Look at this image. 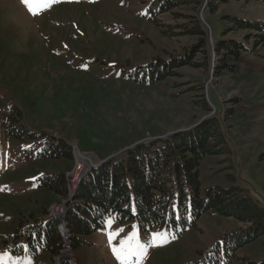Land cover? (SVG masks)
Masks as SVG:
<instances>
[{
	"label": "rangeland",
	"instance_id": "rangeland-1",
	"mask_svg": "<svg viewBox=\"0 0 264 264\" xmlns=\"http://www.w3.org/2000/svg\"><path fill=\"white\" fill-rule=\"evenodd\" d=\"M161 2L33 0V15L22 0H0V235L12 233L21 212L41 215L51 207L64 218L66 198L47 187L49 177L64 173L76 188L87 161L126 157L138 142L213 116L221 119L226 152L203 159V191L237 185L264 207V43L256 42L257 30H236L238 23L228 17L264 21V1L191 0L167 11ZM198 23L203 35L185 32L184 25ZM231 39L247 49L236 60L217 50L219 41ZM201 40L207 53H197L200 65L178 67L177 76L151 82L148 75L142 79L147 67L136 70ZM20 123L32 135L17 136L25 133ZM52 136L70 145V157L41 158ZM54 206L63 208L53 212ZM111 220L75 249L67 226L60 227L61 253L72 255L74 264H120L112 248L126 241L134 248L138 240L150 245L147 254L127 264H189L226 233L247 227L213 211L179 237L166 228L141 232L135 221L128 227ZM156 233L161 235L154 238ZM13 251L0 239V264H37L29 253ZM243 255L264 261V235L241 247ZM38 264L68 263L45 254Z\"/></svg>",
	"mask_w": 264,
	"mask_h": 264
},
{
	"label": "trees",
	"instance_id": "trees-1",
	"mask_svg": "<svg viewBox=\"0 0 264 264\" xmlns=\"http://www.w3.org/2000/svg\"><path fill=\"white\" fill-rule=\"evenodd\" d=\"M161 3L162 10L167 11L192 2L162 0ZM210 4L213 7V1ZM228 17L238 23L234 24L236 30H257L256 42L264 43L263 20L254 21L241 15ZM183 27L192 36L205 33L201 23ZM202 42L187 48L181 55L154 58L147 64H140L136 70L147 67L142 79L148 75L151 82L177 76L175 70L178 67L200 65L195 62L197 53H207L206 45L200 44ZM242 49L247 50L236 39L221 40L217 47L220 53L235 60L240 58ZM226 66L221 65V69ZM202 102L209 110L206 100ZM20 125L25 133L17 136L32 135L23 123ZM222 127L218 116L209 117L189 129L138 142L126 150V157H113L93 168L82 179L67 207V229L74 249L85 243L84 236L103 228L109 218L128 227L135 221L141 232L166 228L179 237L188 228L197 226L202 215L213 211L245 222L247 227L226 233L207 250L198 251L200 255L189 264H235L237 258H244L246 264H264V261H254L246 255L239 256L241 247L264 235V207L237 185L218 186L205 192L202 189L200 166L203 159L226 152L227 137ZM43 151L41 158H62L70 157L72 148L63 139L52 136L46 140ZM45 184L66 200L70 187L73 188L64 173H59L56 179L49 177ZM48 212V209L41 215L21 212L12 233L0 235L2 244L11 245L13 252H24L25 246L34 259L45 254L51 258L61 256L65 242L59 221ZM21 240L25 244H21Z\"/></svg>",
	"mask_w": 264,
	"mask_h": 264
},
{
	"label": "snow or ice",
	"instance_id": "snow-or-ice-1",
	"mask_svg": "<svg viewBox=\"0 0 264 264\" xmlns=\"http://www.w3.org/2000/svg\"><path fill=\"white\" fill-rule=\"evenodd\" d=\"M22 2L28 7L29 11L32 12L33 15L37 14L35 9L32 7V2L33 0H22ZM112 223L111 218H109L108 221H106V224L110 226V224ZM161 234L160 233H156L154 234V238L155 237H159ZM115 233L114 232H110L109 233V239L114 238ZM132 238H136V234H133ZM150 245L141 243L137 240V244L135 245V247H131L130 243L128 241L125 242V245L123 247H113L112 248V252L114 254V256L116 257V259L118 261H120V264H127L128 260L131 257H141L143 258L144 256H146L147 254V248Z\"/></svg>",
	"mask_w": 264,
	"mask_h": 264
},
{
	"label": "built area",
	"instance_id": "built-area-1",
	"mask_svg": "<svg viewBox=\"0 0 264 264\" xmlns=\"http://www.w3.org/2000/svg\"><path fill=\"white\" fill-rule=\"evenodd\" d=\"M62 208H63V206H54V207H52V211L53 212H59L60 209H62Z\"/></svg>",
	"mask_w": 264,
	"mask_h": 264
}]
</instances>
